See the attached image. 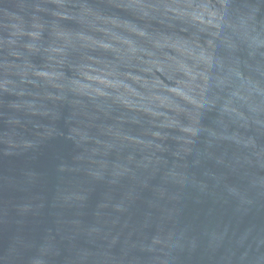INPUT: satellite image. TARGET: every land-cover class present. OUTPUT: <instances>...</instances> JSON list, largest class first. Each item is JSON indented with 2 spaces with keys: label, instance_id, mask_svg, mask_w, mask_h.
<instances>
[{
  "label": "water",
  "instance_id": "95a60500",
  "mask_svg": "<svg viewBox=\"0 0 264 264\" xmlns=\"http://www.w3.org/2000/svg\"><path fill=\"white\" fill-rule=\"evenodd\" d=\"M0 264H264V0H0Z\"/></svg>",
  "mask_w": 264,
  "mask_h": 264
},
{
  "label": "clouds",
  "instance_id": "9594fccd",
  "mask_svg": "<svg viewBox=\"0 0 264 264\" xmlns=\"http://www.w3.org/2000/svg\"><path fill=\"white\" fill-rule=\"evenodd\" d=\"M187 2L190 4L191 3V0H187ZM145 14H147V13H145Z\"/></svg>",
  "mask_w": 264,
  "mask_h": 264
}]
</instances>
